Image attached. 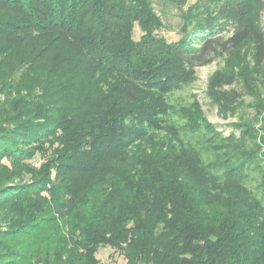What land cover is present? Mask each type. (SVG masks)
<instances>
[{"label": "trees", "instance_id": "trees-1", "mask_svg": "<svg viewBox=\"0 0 264 264\" xmlns=\"http://www.w3.org/2000/svg\"><path fill=\"white\" fill-rule=\"evenodd\" d=\"M173 1L176 41L153 0H0V112L20 120L0 142V264H103L107 246L123 264H264V0ZM220 55L212 102L253 99L239 134L169 102Z\"/></svg>", "mask_w": 264, "mask_h": 264}, {"label": "rangeland", "instance_id": "rangeland-1", "mask_svg": "<svg viewBox=\"0 0 264 264\" xmlns=\"http://www.w3.org/2000/svg\"><path fill=\"white\" fill-rule=\"evenodd\" d=\"M155 8L157 12L162 16L164 20L165 28L161 30V33L164 34L169 40L176 41L184 36L182 32V18H181V11L178 7V4L173 0H153ZM196 0H186V3L183 5L184 9H187L192 3ZM135 38H139L141 35V30L136 24L135 26ZM224 35H227L225 33ZM226 67L225 64V56L220 55L216 57V59L208 65L201 66L197 69V77L196 80L190 84L185 86L183 89L173 92L169 96V102L173 107V111L175 116L181 115L188 111L189 108L193 107V103L198 101L205 117L208 119V122L216 127L221 133L224 135H229L233 130L238 129L236 127V122L242 120H250L252 116H254V111L252 107L253 99L249 96H246L245 101L239 106L236 114L229 113L228 115L222 113L219 107L214 104L209 97L208 94V86L209 80L212 75L218 71L223 70ZM20 69L17 70L19 72ZM43 68H34L29 73V76H25L24 73L16 74L13 78H9L10 86L12 87V94L19 90H25L27 82L32 77L39 75L42 73ZM21 73V72H20ZM21 75V76H20ZM10 79H12L10 81ZM40 91L38 88H35V92L39 93ZM7 99L3 93L0 92V102H5ZM3 113L0 112V124L1 127H5V130L0 132V142L3 141L5 145H9L10 141H14L16 136H19L16 133V124L20 121L19 119H5ZM237 134H239V130H235ZM206 144V143H205ZM10 148V147H9ZM264 150V149H263ZM46 159V158H45ZM44 159L42 157H37L33 160V164L35 167H40ZM29 173H24L22 176H17L15 178L9 179V189L16 188V187H24V189H28V185L33 184V179ZM27 186H21V185ZM257 184L256 181H251L249 185L255 188ZM256 189V188H255ZM6 191V197L4 196L3 199H8L11 195H8ZM48 193V192H47ZM2 196L0 195V201L2 200ZM2 203V202H1ZM0 203V206H2ZM4 207V206H3ZM3 207L0 209V227L3 230L8 228V221L6 216H3ZM2 216V218H1ZM9 231L11 229V223L9 222ZM8 237V236H6ZM3 243H9L7 240L6 242L0 243V251H2ZM100 260L103 264H123L124 259L118 252H112V249L107 247H102L99 250L98 254Z\"/></svg>", "mask_w": 264, "mask_h": 264}]
</instances>
